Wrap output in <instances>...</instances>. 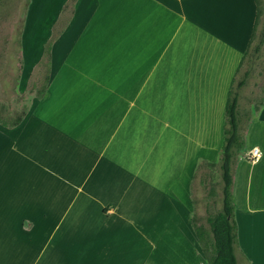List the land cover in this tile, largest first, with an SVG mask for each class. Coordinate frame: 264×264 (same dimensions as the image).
I'll use <instances>...</instances> for the list:
<instances>
[{
  "label": "crops",
  "instance_id": "0c3cea01",
  "mask_svg": "<svg viewBox=\"0 0 264 264\" xmlns=\"http://www.w3.org/2000/svg\"><path fill=\"white\" fill-rule=\"evenodd\" d=\"M56 1L44 96L0 125V264H209L194 182L220 169L259 2ZM250 111L261 155L233 168L237 258L264 264V101Z\"/></svg>",
  "mask_w": 264,
  "mask_h": 264
},
{
  "label": "rangeland",
  "instance_id": "374dc122",
  "mask_svg": "<svg viewBox=\"0 0 264 264\" xmlns=\"http://www.w3.org/2000/svg\"><path fill=\"white\" fill-rule=\"evenodd\" d=\"M258 2L260 13L250 50L252 61L249 58L244 61L234 85L243 128L250 116V109L253 107L257 110L264 101V0ZM58 3L56 0H0V125L3 127L12 126L22 119L45 91L51 72L48 52L55 32L46 43L43 58L37 64L35 59L38 57L37 46L45 42L48 26L59 10ZM71 3L65 8L61 27L69 18ZM46 12L50 15L49 19H45ZM257 45L260 49L255 54ZM246 131H243L244 152L249 154L256 140L254 134ZM222 189V173L218 167L206 170L194 182L195 218L197 223L204 224L208 229L207 217L222 210Z\"/></svg>",
  "mask_w": 264,
  "mask_h": 264
},
{
  "label": "trees",
  "instance_id": "16d2710c",
  "mask_svg": "<svg viewBox=\"0 0 264 264\" xmlns=\"http://www.w3.org/2000/svg\"><path fill=\"white\" fill-rule=\"evenodd\" d=\"M259 13L260 12L258 9L257 23L259 19ZM257 23L255 25L249 48L244 54L240 63V67L238 69L239 73L246 59L249 58V61H252L253 55L251 54L250 50L253 44V39L256 35ZM259 49L260 48L257 45L255 47L254 53H258ZM48 56L50 58V47ZM235 83L236 80L233 81L231 90L229 92V98L226 107V123L224 130L225 138L219 163L223 180L222 210L214 216L207 217L209 229L204 224L198 225L196 218L193 220L196 233L202 243L209 264H240L237 258L236 246H238V233L237 223L235 221V206L233 202L232 186L233 168L245 145L243 132L245 128H243L242 114L240 113L237 100L238 96L237 93L234 92ZM239 84L242 85L243 82H239ZM44 92L40 98L44 96ZM20 121L21 118L17 120L14 125L19 124Z\"/></svg>",
  "mask_w": 264,
  "mask_h": 264
},
{
  "label": "built area",
  "instance_id": "2783aa9c",
  "mask_svg": "<svg viewBox=\"0 0 264 264\" xmlns=\"http://www.w3.org/2000/svg\"><path fill=\"white\" fill-rule=\"evenodd\" d=\"M261 153L260 150L258 148H254L250 154L249 157L251 159V161L257 160L260 157Z\"/></svg>",
  "mask_w": 264,
  "mask_h": 264
}]
</instances>
